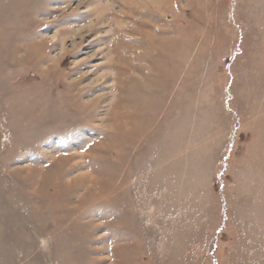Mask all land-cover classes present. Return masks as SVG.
<instances>
[{
	"label": "rangeland",
	"instance_id": "rangeland-1",
	"mask_svg": "<svg viewBox=\"0 0 264 264\" xmlns=\"http://www.w3.org/2000/svg\"><path fill=\"white\" fill-rule=\"evenodd\" d=\"M0 264H264V0H0Z\"/></svg>",
	"mask_w": 264,
	"mask_h": 264
},
{
	"label": "crops",
	"instance_id": "crops-1",
	"mask_svg": "<svg viewBox=\"0 0 264 264\" xmlns=\"http://www.w3.org/2000/svg\"><path fill=\"white\" fill-rule=\"evenodd\" d=\"M256 1H257V0H256ZM249 2H250V1H249ZM239 56H240V55H239ZM227 111L230 112L229 110H227ZM227 111H226V112H227ZM230 147H231V144L229 145V148H230Z\"/></svg>",
	"mask_w": 264,
	"mask_h": 264
}]
</instances>
